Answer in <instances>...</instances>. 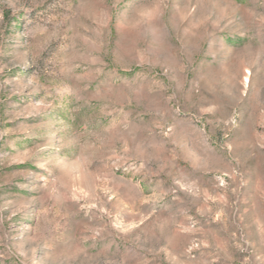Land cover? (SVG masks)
Masks as SVG:
<instances>
[{
	"label": "rangeland",
	"instance_id": "rangeland-1",
	"mask_svg": "<svg viewBox=\"0 0 264 264\" xmlns=\"http://www.w3.org/2000/svg\"><path fill=\"white\" fill-rule=\"evenodd\" d=\"M0 264H264V0H0Z\"/></svg>",
	"mask_w": 264,
	"mask_h": 264
}]
</instances>
